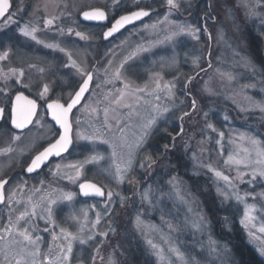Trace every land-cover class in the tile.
<instances>
[{
  "label": "rangeland",
  "instance_id": "obj_1",
  "mask_svg": "<svg viewBox=\"0 0 264 264\" xmlns=\"http://www.w3.org/2000/svg\"><path fill=\"white\" fill-rule=\"evenodd\" d=\"M59 1L36 0L35 7L29 8V0H17L11 12L13 22L0 25V55L8 53L6 59L0 60V93L26 89L41 100H68L73 87H77L96 64L92 93L72 119L74 149L49 168L45 176L47 181L43 177L38 182L39 191L35 193L36 217L48 220L46 205L49 199H54L57 203L51 205V221L55 222L50 224L52 228L55 225L59 229L65 227L76 232L83 226L80 234L85 238L88 235L94 237L84 245L73 243L71 264H75L76 259L80 260V264H109L110 259L112 264H169V261L180 264L169 251L170 246L194 257L199 264H237L229 242L214 233L205 196H210L217 209L221 210L223 231H234V224L237 223L246 243L264 261V256L260 255V248L264 247V233L259 231L264 226V219H261L264 213H255L256 220L249 227L242 225L243 206L234 199L225 201L218 194L217 188H226V183L209 171L210 166L230 177L241 195L264 191V179L258 178L249 184L250 175L243 176V183L237 178V169L250 173L259 165L252 163L245 167L243 163H235L243 161L249 152L252 161L257 159L248 137L259 140L260 147L264 148V126H261L264 125V112L255 106L256 101H264V65L258 62L250 42L252 37L264 60V11L256 7L257 0H248L255 9V15L237 6L240 0H180V10H172L171 14L166 0ZM91 7L106 8L111 17L136 7L158 9V13L117 41L103 45L100 29L79 32V15ZM23 11L30 12L29 16H21ZM31 13L39 16H31ZM31 17L35 19L30 21ZM23 19L28 22L27 25L42 26L49 19L60 24L63 32L59 34L52 30L46 34L53 38H39L46 41L45 44L56 47H36L32 39L20 33L21 27L14 26L12 30L11 25ZM178 24L199 29V39L181 35L167 40L166 37ZM221 30L223 39L218 38ZM42 31H46L45 28L38 33ZM75 31L89 42L71 47L76 55L68 51V56L76 58L70 60L62 53L64 47L53 42L58 39V34L74 38ZM93 32L98 34L96 42H90L95 36L91 35ZM140 48L148 51H138ZM193 60L198 66L193 64ZM72 61H75V67ZM12 69L16 72L13 73ZM117 69L121 73L120 79L115 78ZM21 71L23 76L19 74ZM189 77H194L191 83H188ZM156 80H159L161 89L153 91ZM122 81L131 83L133 87L147 85V92L125 95L117 103L121 91H130L124 88ZM165 83L175 86L171 98L163 87ZM45 84L49 90L41 98ZM206 85L210 91L205 90ZM249 85L252 87H246ZM156 96L160 98L156 99ZM9 98L0 95L1 102ZM193 99L196 101L195 111L192 110ZM226 103L232 108V113L224 106ZM125 104L131 107H125ZM155 106L161 110L168 108L169 111L157 117L156 124L141 146L136 148L143 131L142 125L150 116L156 115L153 111ZM105 112L111 130L104 126ZM185 112L190 115L185 116ZM45 114V109H42L39 119L46 120ZM209 123L216 131L207 127ZM221 132L223 137L219 135ZM78 133L85 137L102 136L107 143L100 139L90 141L78 138ZM40 135L32 131L24 138V144L17 147L12 138L2 132L0 152L15 147L16 154L30 155L39 151L42 141L48 143L55 136L52 129L44 137ZM156 137L160 140L165 137V140L154 151L149 145ZM129 146L133 163L120 182L116 165L120 164L122 168L126 165ZM97 154L103 159L85 163L90 156ZM142 163L144 167L140 166ZM73 165L76 167H70ZM77 168L80 176L73 182L68 176L74 177ZM84 181L101 186L105 191L104 199L89 203L79 201L76 189ZM69 192L73 194L70 202L63 199L64 194ZM109 192L113 194L111 199ZM252 202L249 197L248 203ZM138 215L142 221L139 228L136 224ZM70 216H76L79 223L69 219ZM102 233H107V236ZM46 238L44 241L48 244L45 247L41 246L44 241L36 242L42 254L37 260L49 255L48 246L53 242V233L50 232ZM148 240L163 251L164 260L157 258ZM96 249H99L98 253ZM57 254L52 249L51 257L55 258Z\"/></svg>",
  "mask_w": 264,
  "mask_h": 264
},
{
  "label": "snow or ice",
  "instance_id": "obj_2",
  "mask_svg": "<svg viewBox=\"0 0 264 264\" xmlns=\"http://www.w3.org/2000/svg\"><path fill=\"white\" fill-rule=\"evenodd\" d=\"M166 4L169 8V14H171L172 10L179 11L181 8V2L180 0H166ZM10 0H0V18L4 19L5 22H13V16L11 13H8V9L10 8ZM237 6H242L245 9L248 10L249 14L255 15V9L248 3V0H240V4ZM256 7L261 8L262 11H264V3H262V0H257ZM6 13L7 16H6ZM149 13L144 10L132 12L130 15L121 16L120 19H118L115 24L112 26L111 30L107 33H105V36H110L113 32L118 31L121 27H123L126 23H130L135 19H139L143 16H147ZM229 15H231V12L229 11ZM83 17L88 20H103L105 19V13L100 10H95L91 12H84ZM167 19V16L165 17ZM46 24H52V20L49 19L46 21ZM38 31V28L33 26L29 27L28 25H25L24 27L20 28V33L24 37H28L35 41L36 43L40 44L43 43L42 40L38 39L36 36V32ZM199 32V29L194 28L187 24H178L175 27V30L166 37L167 40L171 41L176 37H179L181 35H190L193 39H199V36L197 33ZM77 36H80L82 39L86 38L81 33L77 32ZM224 33L221 30V32L218 34L219 39H223ZM209 39H211V35L209 34ZM45 47L48 48H54L56 45L53 44H45ZM63 51V49H61ZM138 51H148V49L140 48ZM8 53L4 52L2 55H0V60L6 59ZM69 59L71 60V55L69 54ZM175 63V60L172 61ZM193 64L197 65V61L193 60ZM72 66L75 67V61H72ZM123 67V64L121 65V68ZM209 67H211V64L209 63ZM80 70V69H78ZM203 70V69H202ZM13 73L16 72L15 69L11 70ZM43 71V69H41ZM21 76H23V72L21 71L19 73ZM115 78L120 79L121 73L120 70L117 69L115 73ZM162 79V77H161ZM192 79L194 77H189L188 83H191ZM229 79H232L231 76H229ZM92 80L91 74H87V79L84 80L82 86L79 88V91L76 92L74 97H71L70 101L65 106L64 104L60 103L59 100L49 103L47 105L48 109L52 112V118L56 121L57 124L60 125V127L63 129V134L60 135L59 139L56 140L54 143L49 144L47 148H45L42 152H40L38 155L35 156V158L32 160L31 164L27 168L28 172H33L37 168L40 167V165L47 160V158L51 155H57L59 156L61 152L67 151L69 145L72 143V139L70 136L71 132V124L69 122V113L72 112V109L75 105H77L85 91L88 89L89 82ZM124 83V88L129 89L130 91L125 93L124 91H121L120 97L116 101L119 103L121 100L124 99L125 95H134L137 92H147V85L144 87H133V85L129 82L122 81ZM156 88L153 91H157L161 89V85L159 80L155 81ZM164 89L168 90V97H173L172 88L175 87L174 85H170L168 83H165L163 85ZM246 87H252V85L246 86ZM48 85L45 84L43 91L40 93L41 98L45 96V94L48 92ZM206 91H210L207 88V85L205 86ZM151 94V93H149ZM159 96H156V99H159ZM247 99H251L250 97H246ZM137 99H140L137 97ZM255 106L261 111L264 112V101H256ZM125 107H131L130 105L125 104ZM196 109V101L195 99L192 100V110L195 111ZM243 110V109H242ZM153 111L156 113L154 116H150L146 123L142 125V133L140 139L136 142L135 147L139 148L143 142V139L149 134L150 129L153 125L156 124L157 117L162 115L164 112H168V108L160 109L159 106H155ZM3 112V109H0V113ZM36 114V102L34 100L28 99V97L24 96L23 94L16 96V104L12 109V124L19 129L25 128L27 125L32 123V118ZM129 115H132V113H129ZM185 116L190 115V113L185 112ZM205 117H207V113H205ZM183 117H181V120ZM104 126L108 127L109 130H111V126L108 125L107 122V112H105V122ZM208 128L212 129V131H216V129L213 127L212 124L207 125ZM99 131V130H97ZM122 131V130H121ZM180 131H183V128L181 127ZM221 137H223L224 133H219ZM78 138L95 141L97 139H100L101 142L107 143V141H104L102 136H82L81 134H77ZM19 137H17L18 139ZM243 138V136L241 137ZM175 139V137H173ZM249 142L254 146L255 154L257 159L255 161H252L250 159L251 153H248V156L243 161H235V163L240 164L243 163L245 167H249L252 163H255L256 165H259V167L252 168L250 173H244L239 171L237 169V178L241 181V183L244 182L243 176L244 175H250L251 179L248 181L249 184H252L253 182H256L258 178L264 179V148L260 147V141L255 139L254 137H248ZM126 143V141H125ZM167 148V145L165 146ZM113 156L116 155L115 153V146H113ZM248 152V150H245ZM100 159H103V157L97 155L90 156L85 163H92L96 162ZM147 159L151 160V157H148ZM232 160V157H229V161ZM133 159H132V151L131 146H129V153H128V159L126 165L122 168L120 164L116 165V174L118 176V179L120 182H122L125 179V175L129 172V170L132 167ZM141 167H144V164L142 163L140 165ZM150 166V165H149ZM70 167H76V166H70ZM59 169V166H57ZM209 171H213L215 176L219 179H222L226 183V188L221 189L217 188V192L220 196L223 197L225 201L234 199L235 202L238 205L243 206V219L240 221L242 225H244L246 228L249 227V225L256 220L255 213H264V191H261L259 193L256 192H244L243 195H241L240 190L236 185L233 184L232 179L228 177L227 175H223L220 171H216L215 169H212L209 166ZM80 176L79 168H77L75 176H68L69 180H72L73 182L75 179H78ZM7 183V181L0 180V189L4 188V185ZM81 192L87 196L89 194H95L98 196L104 195V193L101 191L99 187H97L94 184L89 183H82L80 184ZM91 190V192L89 191ZM112 192L108 193L109 199L112 197ZM251 197L252 203H248V198ZM43 199V198H42ZM63 199L66 201H72L73 194L72 193H65L63 196ZM123 199V198H122ZM4 202V196L0 194V203ZM259 202V206L258 203ZM57 203L54 199H49L48 204L46 205V211L48 212V220H51L52 218V208L51 205ZM9 207H11V197H9ZM35 206H33L31 213H29L27 210L20 212V214L16 218V222L13 223L11 218L9 219V227H6L4 231L8 233L9 236H12L13 229L16 230V234L23 238L22 241H15L16 244L19 245V249L16 253L15 257V264H71L72 259V253H73V242L78 241L79 244L84 245L88 241H91L94 239L92 235H88L86 238L82 236L80 233L83 232V226H81L76 232L69 231L65 227H60V236L67 242L65 244L57 245V247L60 249L59 253L55 256V258H52L50 253L52 252V248L50 247L48 252L49 255H43V258L41 260H37V257H41L42 254L40 252L39 246L36 244L37 241L41 239L40 236H33L30 234L29 229L27 227H24V224L28 223V220L26 218H30L31 216H35ZM86 216L87 213H84ZM69 219L72 221L79 223V220L76 216H70ZM261 219H264V216H261ZM21 221L24 222V224H21ZM99 222V219H97V223ZM142 221L140 220L139 215L136 218V224L139 228ZM254 226V225H253ZM171 227V225L169 226ZM45 231H48V228L44 229ZM199 230V225H198ZM259 231L261 233H264V226H261L259 228ZM251 235V232H249ZM102 235L107 236V233H102ZM59 237L56 234H53V240L58 239ZM4 237L0 235V240H3ZM26 242V243H25ZM148 245L155 251V255L159 260H164L163 251L157 248V245L152 242V240H148ZM28 245H31V249H29ZM214 250V249H213ZM97 253L99 252V249H96ZM169 251L175 255L176 261H179L180 264H199V261L195 260L194 257L187 256L184 252H182L179 248L175 246H170ZM260 255L264 256V247L260 248ZM27 257H31L32 259L29 260ZM95 257H93V260ZM109 264H112L111 259L109 260ZM169 264H175V261H169Z\"/></svg>",
  "mask_w": 264,
  "mask_h": 264
},
{
  "label": "flooded vegetation",
  "instance_id": "obj_3",
  "mask_svg": "<svg viewBox=\"0 0 264 264\" xmlns=\"http://www.w3.org/2000/svg\"><path fill=\"white\" fill-rule=\"evenodd\" d=\"M29 1H30L29 8L31 6L35 7L34 2L37 4L36 0H29ZM62 1L64 2V0H62ZM16 3H17V0H10L11 6H10V9L8 10V13L12 12V9L15 7ZM62 3H59V5H62ZM148 7L132 8L126 12L117 13L116 15H114L112 17H111L110 11L106 8L91 7V8L85 9L79 15V27H80L79 32L83 31V29H89L90 31H95L97 29H100L102 31L101 43L103 45L115 42L121 36H123L124 34L129 32L131 29H133L134 27L140 26L141 24H143L144 22H146L147 20H149L155 14L158 13V9H149ZM22 8H23V6L21 7V9ZM141 9L154 11V13L148 19H146L144 22L137 24L135 26H131L129 28H126L124 31H122L117 36L111 38L108 41L104 40V33L112 27V24L119 17H121L125 14L132 13V12L137 11V10H141ZM93 10H101V11H104L106 13V18H107L106 24H95L92 22H85L82 20L81 16L84 12L93 11ZM8 13H6V16ZM29 14H30V12H24L23 11L20 15L23 17H28ZM31 16H39V14L34 15L33 13H31ZM33 19H35V18L31 17L30 21H32ZM21 21L12 24L11 25L12 30H14L13 29L14 26L15 27H22V26H25L24 24H26V25L28 24V22L25 21L24 19ZM3 22H5V20L1 19L0 25ZM28 26L29 27L35 26L38 28V31L36 32L37 33L36 36L38 39L41 37L53 38V36L46 34V32H52V30L54 32H59V34H60V32H63V29H61L62 26L58 23H53V22L50 25L45 23L42 26H41V24L35 25L32 23H29ZM42 28H45L46 31H42L43 33H41V34L38 33L39 31L41 32ZM48 28L51 31H49ZM76 33L77 32L75 31L74 38L70 37L69 39L66 38L64 34H63L64 36L58 34V39H55L56 41L53 42V43L57 44L58 46L60 45V46L64 47L62 53L67 57H69L68 51L70 53L74 52L73 54L76 55L75 50H72L71 47H79V45H81L82 43L84 44V42H89L87 40V38L82 39L80 36H77ZM45 35H47V36H45ZM91 35H95V36L93 37V41H91V39H90V42L98 41V34L97 33L93 32ZM32 42H33L34 46L42 47V48L45 47L43 45H45V43H46V41H43V43H40V44L36 43L35 41H32ZM71 58L72 59L76 58V56H71ZM95 67H96V64L93 66V69L91 71H89V73L93 72V74H94V68ZM67 68L70 69V67H67ZM83 81L77 87L76 86L73 87V89H72L73 92H71L69 94V95H72L71 97H73L75 95V93L79 90ZM93 81H94V79H93ZM64 88H66V87L64 86ZM92 89H93V83H92L90 92L86 96V99L84 100L81 107L86 103L87 99L90 97V95L92 93ZM19 94H23L26 97H28L29 99L34 100L36 102V106L38 108L36 117L34 118L32 125L27 129H16L12 125V109H13V105H14V100H15V97ZM0 95H2V96L5 95V96L10 97L6 102L0 101V109H3V112H2L3 116H2V119L0 121V136L2 135V132H6V134L12 138L13 144L16 143L17 147H20L25 142L24 138L27 136H30V133H32V131H36V133L38 135L42 134L40 136L44 137V135L48 134L49 130L52 129L53 133L55 135L53 137V139H51V141H49L48 143H45L46 141H42V145H41V148L39 149V151L30 153V155H27L26 153H24V154L17 153L16 154L15 153V147H9L7 152H3V151L0 152V164H1L0 165L1 166L0 167V180L7 181V183L4 185V188L0 189V194H2L4 196V202L0 203V235H2L4 237L3 240H0V264H15L16 253L19 249V245L16 244L15 241H22L23 238L16 234L15 229H13L12 236H9L8 233H6L4 231V229L6 227H9V219L10 218L13 221V223L16 222V218L20 214V212L27 210L29 213H31L33 206H35V193L39 191V187H40L38 182L41 181V179H43V177L45 178V176L48 174L47 172H48L49 168L52 165H55L56 163H59L60 160H63V159H53L45 167H43L42 170L39 171L38 173L32 174V175H28L26 173V170H27L28 166L31 164L34 157L38 153H40L46 146H48L49 144L54 142L59 136V130L48 119V114L46 112L47 104L50 102H55L57 100H59L60 103L67 104L70 101L71 97L68 100H66V99H64V100L63 99H51V100L48 99V101L47 100H41L39 97H33L31 95V93L28 92L26 89H20V90L16 89L15 91L7 92V93L2 91L0 93ZM42 109H45L46 120L39 119L40 112L42 111ZM74 114H75V112H74ZM74 114H73V116H74ZM73 116H72V119H73ZM35 128H37V129H35ZM17 137H19V138L17 139ZM45 180L47 181L46 178H45ZM59 180L61 181L60 178H59ZM76 191L78 193V189H76ZM78 195H79V193H78ZM9 197H11V207H9ZM79 201L84 202V203L85 202L86 203L93 202V200H91V199L90 200L89 199L83 200L81 198ZM77 203H78V201H77ZM26 219L28 220V223L24 224V222L21 221V224H24V227H27L29 229V232L33 236V238H35V236L38 235V236L42 237L40 239V241L42 242V241H44V239H47L46 236L50 235V232L53 234H56L59 237L58 239L53 240V242L50 243L48 248L51 247L54 251H57L59 253L60 249L57 247V245H61V244L66 245L67 242L60 236V229L58 228V226L54 225L53 228L51 227V225H52L51 223H55V222H53L51 220H45L42 218H38L36 216H31L30 218H26ZM45 228H48L49 230L45 231L44 230ZM75 242L78 243V241H74L73 243H75ZM47 244H48L47 241H44L43 243H41V246L45 247V246H47ZM28 247H29V249H31L32 246L28 245ZM72 257H73V253H72ZM27 259L31 260L32 258L27 257ZM75 264H80V260L76 259Z\"/></svg>",
  "mask_w": 264,
  "mask_h": 264
},
{
  "label": "trees",
  "instance_id": "obj_4",
  "mask_svg": "<svg viewBox=\"0 0 264 264\" xmlns=\"http://www.w3.org/2000/svg\"><path fill=\"white\" fill-rule=\"evenodd\" d=\"M250 38H251L250 42L252 44L251 47L253 51L257 53L258 62L261 65H264V60L260 57V53L258 52V46L255 40H253L252 37ZM224 106L230 110L229 111L230 113H232V108L228 103L224 104ZM261 126L263 127L264 125ZM162 140H165V137L164 139L161 140L159 137L153 138L150 141V145H149L150 148H152L155 151L156 148L162 145L163 142ZM195 185H199V184L196 183ZM205 198H206V202H208L207 208L209 213L211 214L210 216L212 219L214 233H216L218 238H223L229 242V245L232 249L237 264H264V261H262L259 258L255 250L246 243L245 236L242 230L238 228L237 223L234 224L235 225L234 231H225V230L223 231L224 225L221 218V210L219 208L217 209L218 207L217 204L215 203V201H212L210 196H205ZM215 204L217 207L215 206Z\"/></svg>",
  "mask_w": 264,
  "mask_h": 264
},
{
  "label": "water",
  "instance_id": "obj_5",
  "mask_svg": "<svg viewBox=\"0 0 264 264\" xmlns=\"http://www.w3.org/2000/svg\"><path fill=\"white\" fill-rule=\"evenodd\" d=\"M10 9V8H9ZM8 9V10H9ZM141 10H143V9H141ZM93 11H95V10H93ZM101 11V10H100ZM137 11H140V10H137ZM144 11H147L149 14L147 15V16H143V17H141V18H139V19H135V20H133L132 22H130V23H126L123 27H121L118 31H116V32H113L110 36H105V33H107V32H109L110 30H111V28L109 29V30H107L105 33H104V40L105 41H108V40H110L111 38H113V37H115V36H117L120 32H122L124 29H126L127 27H130V26H132V25H135V24H137V23H139V22H142L143 20H145L146 18H148L149 16H151L152 14H153V11H149V10H144ZM88 12H91V11H88ZM104 12V11H103ZM134 12H136V11H134ZM105 13V12H104ZM131 13H129V14H125V15H123V16H126V15H130ZM81 18H82V20L83 21H85V22H92V23H95V24H106V22H107V18H106V13H105V19H103V20H88V19H85L84 17H83V14H82V16H81ZM2 18H0V20H1ZM118 19H120V17L118 18ZM117 19V20H118ZM116 20V21H117ZM115 21V22H116ZM115 22L112 24V26L115 24ZM91 74V76H92V80L89 82V86H88V89L85 91V93L83 94V96H82V98H81V100H80V102L77 104V105H75L74 106V108L72 109V112L71 113H69V122H70V124H71V132H70V136H71V139H72V143L69 145V147H68V149H67V151H63V152H61V154L59 155V156H57V155H51V156H49L48 158H47V160H45L41 165H40V167L39 168H37L35 171H33V172H28L27 170H26V173L28 174V175H32V174H36V173H38L39 171H41L42 170V168L43 167H45L52 159H54V158H61V157H63L64 155H66V154H68L69 152H70V150L73 148V146H74V140H73V125H72V120H71V118H72V114H73V112L82 104V102L84 101V99H85V97L88 95V93H89V91H90V88H91V85H92V82H93V73H90ZM85 79H87V77L85 78ZM83 84V83H82ZM82 86V85H81ZM80 86V87H81ZM79 91V90H78ZM76 94V93H75ZM20 95V94H19ZM25 96V95H24ZM75 96V95H74ZM73 96V97H74ZM29 99V98H28ZM31 100V99H30ZM50 103H53V102H50ZM15 104H16V97H15V100H14V105H13V107L15 106ZM49 104V103H48ZM47 104V105H48ZM63 104V103H62ZM67 105V104H66ZM65 105V106H66ZM46 111H47V113H48V118H49V120L51 121V122H53L54 124H55V126L57 127V129L60 131V135H62L63 134V129L60 127V125L59 124H57L56 123V121L52 118V112H51V110H49L48 109V107L46 106ZM36 113H37V106H36ZM2 116H3V113H0V121H1V119H2ZM35 116H36V114L33 116V118H32V122H33V120H34V118H35ZM31 124L32 123H30L29 125H27L25 128H23V129H27V128H29L30 126H31ZM13 125V124H12ZM13 127L14 128H16L14 125H13ZM16 129H19V128H16ZM60 135H59V137H60ZM59 137L56 139V140H58L59 139ZM55 140V141H56ZM54 143V142H53ZM48 147V146H47ZM46 147V148H47ZM44 150V149H43ZM42 150V151H43ZM41 151V152H42ZM35 158V157H34ZM29 167V166H28ZM83 183H89V184H94V185H96L97 187H99L100 189H101V191L104 193V190L99 186V185H97V184H95V183H93V182H90V181H85V182H83ZM82 184V183H81ZM78 190H79V193H80V196L83 198V199H96V200H103L104 199V197H105V194L104 195H102V196H98V195H95V194H89V195H87V196H85L82 192H81V189H80V185H79V187H78ZM90 192H91V190H89Z\"/></svg>",
  "mask_w": 264,
  "mask_h": 264
}]
</instances>
